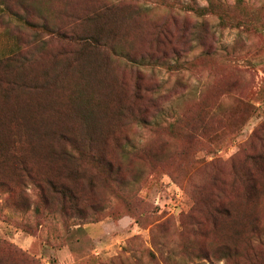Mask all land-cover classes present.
<instances>
[{
  "label": "rangeland",
  "instance_id": "1",
  "mask_svg": "<svg viewBox=\"0 0 264 264\" xmlns=\"http://www.w3.org/2000/svg\"><path fill=\"white\" fill-rule=\"evenodd\" d=\"M6 1L49 26L13 25L24 46L0 29V262L233 264L218 247L239 219L213 221L214 191L253 213L264 264V0H225L204 25L178 0ZM88 125L97 145L61 138ZM248 154L263 158L245 206L229 183Z\"/></svg>",
  "mask_w": 264,
  "mask_h": 264
},
{
  "label": "trees",
  "instance_id": "2",
  "mask_svg": "<svg viewBox=\"0 0 264 264\" xmlns=\"http://www.w3.org/2000/svg\"><path fill=\"white\" fill-rule=\"evenodd\" d=\"M177 2L179 3L181 9L192 10L199 16L204 17L203 25L207 21V18H205L206 15H216L220 23L225 20L223 15L217 11V5L225 2V0H205L204 4H202L199 0H191L190 2H185V0H178ZM38 5L39 4H36L35 2L28 4L19 1L16 3L8 4L6 0H0V29H3L4 34L9 37L10 41H12L14 44L17 43L16 46H24L25 43H22V41L20 40L19 33H16L13 30V25L17 27V29H21L23 26H27L31 28L36 27L37 29L41 28V30L49 26V24L44 19L46 14L42 11L40 5ZM31 11L38 13L33 14ZM97 14L98 13H96L91 18L97 17ZM34 15H36L37 18L40 19L39 22L34 21ZM83 47L86 49L97 48L94 46ZM106 50H109V52H111L112 54L119 53V51L114 47H107ZM175 54L177 56L180 55L178 50H175ZM126 55L133 62H137L136 60H133L134 58L132 56L128 54ZM16 57L20 58L19 56ZM154 59L155 56L152 54H142L141 58H139L138 63L144 64L146 62L147 64H149ZM17 61L19 64V60ZM100 67L101 65L98 62L96 68ZM56 71L59 76H61V71L57 70V68ZM122 113L123 112H120L119 115L121 116ZM89 115L90 114L83 113L85 122H88V120L90 119ZM138 120L145 121L144 118H138ZM84 128L85 131L81 132L78 135L62 136L61 138L74 145L80 146H82L80 144L81 142H86L87 145L93 146V141L95 142V145H97L96 142H100V140L103 139L101 135L102 132L99 126L88 125L84 126ZM120 148L123 149L124 154L128 151L127 146H124V144H121ZM98 149V152L100 153V147H98ZM80 152L83 153V150H80ZM261 158H263V155L257 156L254 154H248L244 160L245 164L239 166L240 170L239 172H236L234 181L229 183L233 187V195L236 196L237 199H239V203L245 206H250L255 203L259 186V181L257 179V173L255 169L259 168ZM234 168L236 169V166ZM120 172L121 165L117 164L116 166H113V164H111L110 162L108 163V174H114L116 175V177H120ZM55 192L66 195L68 191L65 188H55ZM210 196L213 221H216L219 218L232 220H235L236 218L239 219L240 225V228L232 229L225 233V235H227L226 240L218 247V250L223 253V257L225 259L231 260L233 264H256L255 259L258 255L253 243V238L257 233L258 227L256 224L257 220H255V218L253 217V213L249 210H241L239 213H237L234 208L231 207V202L223 200L222 196L217 192L211 191ZM241 246L243 247L239 249ZM12 252L16 253L19 256L20 262L28 259V257L25 256L24 253L20 251L18 252L16 249H12ZM0 264L4 263L0 262Z\"/></svg>",
  "mask_w": 264,
  "mask_h": 264
}]
</instances>
